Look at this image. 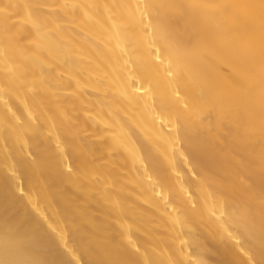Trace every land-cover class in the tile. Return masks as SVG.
I'll use <instances>...</instances> for the list:
<instances>
[{"label": "bare ground", "instance_id": "bare-ground-1", "mask_svg": "<svg viewBox=\"0 0 264 264\" xmlns=\"http://www.w3.org/2000/svg\"><path fill=\"white\" fill-rule=\"evenodd\" d=\"M0 264H264V0H0Z\"/></svg>", "mask_w": 264, "mask_h": 264}]
</instances>
